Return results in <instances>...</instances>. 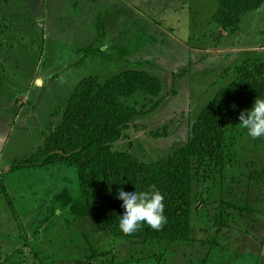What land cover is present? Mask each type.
<instances>
[{"label":"rangeland","instance_id":"obj_1","mask_svg":"<svg viewBox=\"0 0 264 264\" xmlns=\"http://www.w3.org/2000/svg\"><path fill=\"white\" fill-rule=\"evenodd\" d=\"M216 9V0H0V170L42 144L78 82L127 69L157 76L169 95L153 112L139 95L127 100L140 115L113 149L154 162L185 145L216 92L264 61V6L236 32L211 20ZM226 140V166L196 176L189 244L110 246L71 167L1 177L0 264L83 263L90 241L107 254L92 264H264V138L231 123Z\"/></svg>","mask_w":264,"mask_h":264},{"label":"trees","instance_id":"obj_2","mask_svg":"<svg viewBox=\"0 0 264 264\" xmlns=\"http://www.w3.org/2000/svg\"><path fill=\"white\" fill-rule=\"evenodd\" d=\"M216 1L211 20L221 31L236 32L246 14L264 6V0ZM137 95L153 103V112L169 93L163 94L161 79L142 70L127 69L102 83L97 76L82 79L67 99L60 123L43 136L29 158L0 170V178L24 169L71 167L77 176L78 201L110 246L116 241L144 246L191 243L196 176L226 166L229 125L240 124V113L264 98V61L251 60L240 67L235 80L219 89L191 123L186 144L158 161L144 162L113 149L140 115L126 102ZM152 186L164 196L167 223L159 231L142 225L132 235L125 234L118 226L124 211L118 190L146 191ZM90 243L89 256L79 264L101 263L107 257L101 246Z\"/></svg>","mask_w":264,"mask_h":264},{"label":"clouds","instance_id":"obj_3","mask_svg":"<svg viewBox=\"0 0 264 264\" xmlns=\"http://www.w3.org/2000/svg\"><path fill=\"white\" fill-rule=\"evenodd\" d=\"M239 120L248 137L264 138V98H257L250 110L242 111ZM117 198L122 201L124 209L118 226L125 234L132 235L142 225L159 231L167 223L164 196L155 186L146 191H125L121 188Z\"/></svg>","mask_w":264,"mask_h":264}]
</instances>
